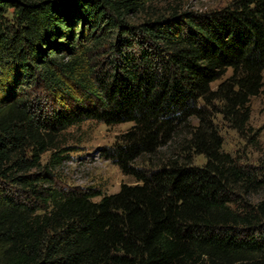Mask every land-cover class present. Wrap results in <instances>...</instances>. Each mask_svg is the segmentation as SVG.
Segmentation results:
<instances>
[{"label": "trees", "instance_id": "16d2710c", "mask_svg": "<svg viewBox=\"0 0 264 264\" xmlns=\"http://www.w3.org/2000/svg\"><path fill=\"white\" fill-rule=\"evenodd\" d=\"M157 1L0 0V264H264V177L223 149L207 109L247 126L264 0ZM86 120L130 123L102 149L133 180L116 192L56 182L59 136Z\"/></svg>", "mask_w": 264, "mask_h": 264}, {"label": "rangeland", "instance_id": "374dc122", "mask_svg": "<svg viewBox=\"0 0 264 264\" xmlns=\"http://www.w3.org/2000/svg\"><path fill=\"white\" fill-rule=\"evenodd\" d=\"M230 0H159L155 3L159 9H167L171 4L182 11L201 12L215 9L226 5ZM12 12L8 10L6 20L12 22ZM108 32V31H107ZM115 32L102 33L103 42L97 49H92L89 58L102 61L106 55V41L114 37ZM101 35V34H100ZM105 41V42H104ZM263 87L261 92L250 100V117L247 126L242 132L233 128L231 122L223 119L221 114L216 112L215 106L208 105V113L214 127L223 139V149L248 169H253L264 177V70ZM216 83L212 84L215 88ZM38 85V84H37ZM33 86L32 88H35ZM39 91H43L41 86H37ZM73 93L76 90L71 87ZM30 91V90H25ZM40 93V92H39ZM40 96L43 103L48 107L49 102L54 100L42 92ZM34 95V94H32ZM130 123H121L108 126L95 120H86L82 123L69 127L59 136V147L55 149L61 155L60 164L54 169L56 182L61 186L94 187L102 194L116 192L123 182H132L130 177L121 173L119 168L102 154L104 147L110 146L116 141L117 136L125 131ZM52 151H47L42 156V161L46 162ZM195 162L202 164L205 158L201 155L195 156ZM146 167H148L146 165ZM96 196L93 200H98ZM253 200L264 198V192L253 195Z\"/></svg>", "mask_w": 264, "mask_h": 264}]
</instances>
